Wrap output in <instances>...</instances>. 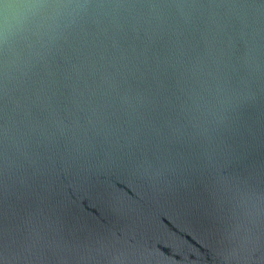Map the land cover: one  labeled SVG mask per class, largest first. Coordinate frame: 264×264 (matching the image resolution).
Here are the masks:
<instances>
[{
	"label": "water",
	"instance_id": "obj_1",
	"mask_svg": "<svg viewBox=\"0 0 264 264\" xmlns=\"http://www.w3.org/2000/svg\"><path fill=\"white\" fill-rule=\"evenodd\" d=\"M0 264H264V0H0Z\"/></svg>",
	"mask_w": 264,
	"mask_h": 264
}]
</instances>
